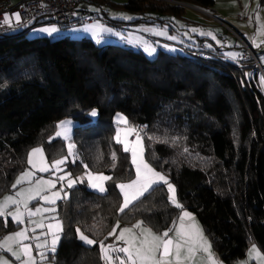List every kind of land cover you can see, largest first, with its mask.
I'll return each instance as SVG.
<instances>
[{"label":"trees","instance_id":"trees-1","mask_svg":"<svg viewBox=\"0 0 264 264\" xmlns=\"http://www.w3.org/2000/svg\"><path fill=\"white\" fill-rule=\"evenodd\" d=\"M86 1L129 10L140 15L132 22L167 25L170 32L202 24L188 19L182 2L209 10L216 4ZM98 15L112 25L125 22L110 19L108 11ZM82 22L78 17L59 26ZM51 23L41 17L0 33V198L17 188L13 185L28 166L31 148L42 145L50 160L66 153V141L52 136L67 118L77 123L73 141L78 157L68 163L72 172L79 174L87 165L113 179L104 193L84 183L71 188L70 198L59 205L63 231L47 260L104 264L99 241L109 242L117 223L142 221L162 233L181 212L163 183L120 211L117 185L129 180L133 169L129 152L115 139L118 113L132 128L146 125L141 137L147 159L175 185L178 202L196 215L224 262L245 257L252 242L264 252V83L255 60H232L211 36L198 34L195 46L182 45L176 52L160 48L151 56L120 42L31 36L33 28ZM199 42L213 47L197 56ZM92 110L97 116L90 115ZM20 227L12 217H0V238ZM77 229L97 243L82 241Z\"/></svg>","mask_w":264,"mask_h":264},{"label":"snow or ice","instance_id":"snow-or-ice-1","mask_svg":"<svg viewBox=\"0 0 264 264\" xmlns=\"http://www.w3.org/2000/svg\"><path fill=\"white\" fill-rule=\"evenodd\" d=\"M14 18L17 22L20 21L21 17L19 13L14 14ZM125 19H130V17H124ZM258 19V17H257ZM4 23L10 24L11 20L9 16L5 15ZM262 30H264V25L261 26ZM95 29L98 34L100 31L103 32H111L110 29L102 28L99 25L89 26L88 30ZM40 31L46 32L48 34H52L57 32L55 27L52 28H44ZM192 31H197L196 29H192ZM163 34V33H160ZM148 51V49H145ZM154 51V49H153ZM90 115L92 117L97 116L96 110H92ZM117 123L127 124L126 118L121 117L119 114L117 115ZM70 121H62L57 125L58 128L63 131H58L56 133L57 137L63 135L64 139H70L68 136V131L70 127ZM121 129L118 127L116 132V141L117 143L124 144V151L131 152L132 155V163L136 169L135 179L131 180L128 183H120L117 185L121 190L123 195L124 203L120 207V211L124 212L125 208H127L133 201L138 200L141 196L144 195L145 192H148L154 186L159 185L161 182L167 186L168 191L170 193L169 200L171 203L178 209H181L182 214L178 217L179 223L177 221H173V227H170L163 231L162 233L157 234L151 228L143 227V222L138 221L136 224L132 225L131 228L125 227L120 228L119 223L115 227H113L112 231L108 233L109 236L115 234L117 228H120L119 236H116V239L119 241H123L125 246L116 248L113 245H105L104 241H99V246L101 253L103 255V259L110 262L113 257L109 254L110 252L123 253V257L117 256L116 259L119 261V264H182L183 260H189L195 254L197 250H200L204 253H207V259L215 264L211 253V245L207 241V239L203 235V230L200 229L195 223L185 225V220L195 221V218L192 214L186 210H183V205L180 204L176 199L175 187L173 184L169 182V180L162 175L160 172L156 171L150 164H148L143 158V148L139 149V153L137 151V144L133 143L132 146H129L127 142V135H131L136 133L137 141L140 140L139 133H137L136 129H128L126 131V136L124 140H121ZM68 155H74L73 149L75 147L74 144H68ZM36 157L37 159H34ZM115 154H113V160H115ZM68 157L65 156L61 159H57L52 161L51 164L47 163L46 158L43 155V149L34 148L28 157V163L33 168L37 169L40 172H49L52 169H60V166L67 162ZM75 162V161H73ZM85 169L88 168L87 165H84ZM34 175L32 171H26L22 173V175L17 179L16 184L13 185L15 188L16 185L22 184L26 179H30ZM67 182L68 187H72L76 180L71 178V173H67ZM87 180L91 187L97 188L100 192H104L105 186L104 181H110L113 179L112 176L103 175V174H94L91 171H86L85 173ZM65 176H60L57 179L64 180ZM83 177H78L77 180L83 182ZM43 185H47L49 188H54L56 182L53 180H44L38 179L35 181V187L29 189H22L15 193V197H20V199H16L13 196L4 197L3 201H0V217H3L6 214V208L8 204L17 205L16 213H7V215L12 216L13 220L17 223H23L24 212L19 210V205L23 204L25 212L29 217L40 213L42 209L36 208L35 211L28 207L29 201L36 199L39 197L40 199L50 203L55 204L57 199L60 198L59 192H52L51 195L41 196V192L44 191ZM43 211H52L55 212L56 209H44ZM37 227L43 228V223H37ZM49 232L52 235L51 241V251L55 252V246L60 239L59 233L62 231V227L59 222L55 225L49 224L48 226ZM55 228V231L52 229ZM134 229H138L139 232H135ZM34 231V229H33ZM77 233L79 234V238L89 245L96 244L97 241L93 239H89L86 235H84L80 229H77ZM173 233V235H170ZM27 229H22L21 231L12 233L4 237L2 241H0V249L6 250L11 253L12 256L16 258V260H21V257H26L27 259L23 261V264H30L33 261L31 247L27 244H23L19 250H14L12 248V244L15 243L17 245L21 244V241L27 239ZM38 239V238H37ZM47 244L45 241L44 244H37L38 248H43ZM182 250H186L187 255L182 256ZM256 251L255 248L252 250ZM251 255V253H250ZM43 256V253H41ZM264 259V257H261ZM0 264H9V261L0 257Z\"/></svg>","mask_w":264,"mask_h":264},{"label":"rangeland","instance_id":"rangeland-1","mask_svg":"<svg viewBox=\"0 0 264 264\" xmlns=\"http://www.w3.org/2000/svg\"><path fill=\"white\" fill-rule=\"evenodd\" d=\"M114 1H123V0H114ZM182 4L186 7V10L188 11V16H192L190 18L198 20L197 22H202L203 24H192L189 26V30L190 32H192V37H195L194 34H198V35H207V36H211L216 44L222 48L223 53L225 54L226 57H230L232 58V60L235 61H239L244 59V56H248V57H252L255 62L257 63L258 68L261 70V77H262V81L264 83V30H262L261 26L264 25V4H262L260 2V0H217L216 4L214 6V10H209V9H204L201 7H197L194 4L191 3H184L182 2ZM81 7L87 8L88 10H90L91 12H95V13H104L105 11H108V16L110 19H118V20H124L125 22L123 23L125 26V28L123 29H119V28H114L111 27L107 22L104 21V23H107L108 27L107 29H110L111 32H105L104 34H110L113 33L115 35L113 40H120L122 38H120V36L125 35L128 39L129 37H135L137 38V46H141V44H143L145 46V44L149 41V39L151 41H153L154 38L148 36V33L144 32L141 30V25L137 24V22H132L133 19L138 18L140 15L131 12L129 10H125V9H120V8H116L113 6H110L109 4H102L99 5L95 2H89L86 0H83L80 4ZM124 17H130V19H125ZM258 17V19H257ZM194 20V21H195ZM88 23V22H82V23H72L69 27L64 28V27H60V32L55 34L56 36L62 34V35H69L72 37H82V38H93V40H95L98 43H101L102 40L100 39V37H98L97 35H94L92 33H89V35H86L88 33H86L85 31H83V26ZM167 28V27H165ZM192 29H196L197 31H192ZM31 36H48V33L46 32H36V33H32ZM196 40V38H194ZM130 44L131 41L127 40ZM185 41V40H184ZM110 42V41H108ZM113 42H119V41H113ZM123 42V41H121ZM159 42H161V44H163L166 49H171L172 51L178 49H180V47L178 45H173V44H169L167 43L168 41H165L163 39V41L159 40ZM140 44V45H139ZM169 44V45H167ZM208 45L212 48L213 44L210 42L208 43ZM181 51V49H180ZM150 56L152 53H149ZM97 112V111H96ZM121 117L126 118V116L122 113H118ZM117 114V115H118ZM127 120V118H126ZM62 121H70V127H69V131H68V136L70 137V139H64L63 135L60 136L62 139H64L66 141V153L62 156H59L53 160H50L47 157V154L43 148L42 145H38L35 146L33 148H31L27 154V162H28V157H29V153L34 149V148H41L43 149V155L47 160L48 164H51L52 161L57 160V159H61L65 156L68 157L67 162L63 165L60 166V169H52L49 172H40L37 169L33 168L31 165H29L25 168V170H23V172H21L17 179L22 175V173L26 172V171H32L34 172V175L30 178V179H26L22 184L20 185H16L18 186L17 191H21L22 189H29L32 187H35V181L38 179H44V180H53L56 182V185L54 188H49L47 185H43L42 187L44 188V191L41 192V196L44 195H51L52 192H59L60 193V198L57 199L55 204H50L42 199H40L39 197H37L34 200L29 201L28 207L30 209H32L33 211H35L36 208H40L42 209V211L40 213H37L34 216L29 217L27 215V213L25 212L24 209V205L20 204L19 205V210L21 212H24L25 215L23 216V223H21V227L16 230L13 231L18 232L21 231L22 229H27V227L30 228L31 231V235L29 234V232L27 231V239H24L23 241H26L25 243H28L30 245H33L34 243L37 244H44L45 241H47V244L45 245V247L48 245H50L51 247V241H52V235L49 232L48 229V225L52 224L55 225L57 222L60 223L61 227H62V222L63 219L59 213V205L60 204H65L67 202V200L70 198L71 196V188L74 186L79 185L80 183H84L89 189L93 190V191H97L100 192L97 188H93L90 186L87 177L85 175L86 171H91L94 174H103V175H107L104 172H96L90 169H86L83 172L79 173V174H75L72 172V170L69 168L68 163L77 160V150H76V145L73 141V136H74V128L76 126V122L73 121L72 119H64ZM61 121V122H62ZM115 122H116V127L120 128L121 131V140L125 139L126 136V131L128 129H135L132 128L127 124L124 123H117V116L115 118ZM60 124V123H59ZM58 131H63L62 129L58 128V130L55 132V134L52 136V138H58L56 136V133ZM117 132V130H116ZM116 137V135H115ZM132 134L131 135H127V142L129 143V146L131 147L133 143L137 144V151L139 153V149L142 147L143 148V158L144 160L150 164L156 171L160 172L162 175H164L167 179V175L157 169L154 165L151 164V162L147 159L146 155H145V146H144V141L143 138L140 136V140L137 141V138H132ZM72 143L75 145L73 152L74 155L69 156L68 155V144ZM121 149L124 151V144L120 143ZM130 154V162L132 165V169H133V174L132 177L127 180V181H122L120 183H128L131 180L135 179L136 176V169L135 166L132 163V155L131 152L129 151ZM34 159H37L36 157H34ZM67 173H71V178L73 180H76V183L72 186V187H68V182H67ZM60 176H65L66 178L64 180H59L57 179ZM78 177H83V182H81L80 180H77ZM15 181V184H16ZM118 183V184H120ZM162 183V182H161ZM171 184H173L172 182H170ZM174 185V184H173ZM104 186H105V191H107V181H104ZM175 187V185H174ZM119 188V187H118ZM119 191L121 192V190L119 189ZM14 191H9L7 192L4 196H2L0 198V201H3L4 197L6 196H13L16 199H20V197H15V193ZM104 192H100V193H104ZM146 193V192H145ZM144 193V194H145ZM122 194V193H121ZM175 194H176V199L178 201L177 198V192H176V187H175ZM170 196V193H169ZM123 198V195H122ZM134 202V201H133ZM124 203V200L122 202V204ZM55 208L56 211L52 212V211H43L44 209H52ZM17 210V205L14 204H8L7 208H6V214L5 216H10L7 215V213H13V215L16 213ZM59 213V214H58ZM12 217V216H10ZM15 221V220H14ZM16 222V221H15ZM37 223H43L44 227L40 228L37 227L36 224ZM34 229V231H33ZM52 231H55V228L52 229ZM10 232V233H13ZM8 233V234H10ZM60 234V233H59ZM38 238V239H37ZM43 252V251H42ZM42 252H38L39 254H41Z\"/></svg>","mask_w":264,"mask_h":264},{"label":"crops","instance_id":"crops-1","mask_svg":"<svg viewBox=\"0 0 264 264\" xmlns=\"http://www.w3.org/2000/svg\"><path fill=\"white\" fill-rule=\"evenodd\" d=\"M80 9H81V11L88 10L87 8H84V7H81V6H80ZM186 16L190 20H195V19L190 18L192 16H190V17L188 16V11L186 12ZM195 21H198V20H195ZM206 24L207 23H205L203 25H205V27H206ZM92 25H99L102 28H108V27H106L107 23H104V21L101 20V21L88 22V23H86L83 26V31L88 33L86 35H89V33L97 35L102 40V42H101L102 44L108 43V41H110V42L119 41L120 43L129 44V45H132V46H137L138 45L137 38L132 37V36L129 37V39H128L125 35H122V36H120V38H122V39L113 40L114 37H115V35L113 33H111V35L110 34L105 35L104 34L105 32H103V31H100L97 34L95 29L88 30L89 26H92ZM140 25H141V27H140L141 30L146 32V33H148V36H150V37H152L154 39H153V41H151L149 39V41L145 44V46L143 44H141V46H137V47L143 48L144 50L148 49L147 52L148 53H152L151 55H155L160 48L166 49V47L163 44H161V42H159V40L163 41V39H164L165 41H168L167 43L173 44V45H178L180 48H182V45L183 46L189 45L190 47H192V45L195 46L196 43H197V41L193 43L194 37H192V32L187 31V29H189V26L192 25V24H189V23L185 25V27H187L186 29H184V30L182 29V30H179V31H174L173 30L172 32L169 31L167 25L165 26V25L153 24V23H147V22H141ZM110 26L111 27L114 26L115 28L123 29V28H125L126 25L120 23L119 25L118 24H116V25L113 24V25H110ZM52 27H55L57 29V32L52 33V34H48V36L55 37L56 36L55 34L60 32V29H59L60 26L57 25V24H54V23L45 24V25H42V26L35 27V28H33L30 31V34L36 33V32H42V31H40L41 29L52 28ZM165 27H167V28H165ZM160 33H163V34H160ZM127 40L131 41L132 44H130ZM121 41H123V42H121ZM169 44H167V45H169ZM153 49H154V51H153ZM166 50L172 51L171 49H166ZM17 188H18V186H17ZM17 188L14 190V192L17 191ZM183 210H186V211L190 212L192 214V216L195 218L194 222L193 221H189V220L186 219L185 220V225L187 226L188 224L195 223L196 226H198L200 229L203 230L204 237L207 239V241L211 245V249L210 250H211L213 259L215 261V264H228V263L224 262L222 260V258L220 257V255L218 254V252L213 249L212 244H211L209 238L206 236V234L204 232V228H203L202 224L200 223V221L198 220V218L196 217V215L192 211H189L187 209H183ZM181 214H182V212H180L179 216ZM176 221H177V224H178L179 223L178 218H177ZM136 223H134V224H136ZM134 224L123 226V227H120V228H125V227L131 228L132 225H134ZM142 226L143 227H148V226H146L144 224ZM120 228H117L115 234L113 235V238L109 242L104 243L105 245H113L116 248L125 246L123 241H119V240L116 239V236H119V234H120ZM148 228H150V227H148ZM27 231L31 235V231H30L29 227H27ZM62 231H63V222H62ZM62 231L59 234L60 236H61ZM134 231L137 232V233L139 232L138 229H134ZM154 232H156V231H154ZM156 233L159 234L158 232H156ZM11 234L12 233L2 236L0 238V241H2L4 239V237H6L8 235H11ZM170 235H173V233H170ZM25 242L26 241H21L20 245H17L15 243H13L12 244V248L14 250L18 251L19 248L23 244H27V245H29L31 247V252H32V257H33V261L30 262V264H52L49 260H47V254L49 252H52L50 245L49 246L47 245L46 247H43V248H38L36 246V243H34L33 245H30V244L25 243ZM58 243H59V241L57 242V244L55 246V249H56ZM253 248L256 249L255 252L252 251ZM38 252H42L43 256H41V254H39ZM250 253H251V255H250ZM109 254L113 257V259L110 262V264H119V261L116 259V257L117 256L123 257V255H124L123 253H117V252H110ZM183 255H187L186 250H182V256ZM207 255H208L207 253H204V252H202L200 250H197L195 252V254L192 256L191 259L183 260V258H182V264H212V262L207 259ZM0 257H3L4 259L8 260L9 264H23V261L27 259L26 257L22 256L21 260H16V258L14 256H12L11 253H9V252H7L6 250H3V249H0ZM261 257H264V252L261 250V248L255 242H252L250 244L249 248H248V251H247L245 257H243L241 259H238V260H236V261H234L232 263H229V264H264V259H261ZM103 261H104V264H109V262L106 261L105 259H103Z\"/></svg>","mask_w":264,"mask_h":264},{"label":"built area","instance_id":"built-area-1","mask_svg":"<svg viewBox=\"0 0 264 264\" xmlns=\"http://www.w3.org/2000/svg\"><path fill=\"white\" fill-rule=\"evenodd\" d=\"M82 0H0V33L7 30H14L29 25L35 19L46 17L50 18L52 23L59 25L78 17L83 22L101 21L98 13L89 10L81 11L80 4ZM20 14V21L17 22L14 14ZM5 15L9 16L11 23H4ZM208 45L205 42H199L196 55H206ZM139 136L145 130L146 125L142 124L135 128ZM132 138H137L136 133Z\"/></svg>","mask_w":264,"mask_h":264},{"label":"water","instance_id":"water-1","mask_svg":"<svg viewBox=\"0 0 264 264\" xmlns=\"http://www.w3.org/2000/svg\"><path fill=\"white\" fill-rule=\"evenodd\" d=\"M261 71V70H260Z\"/></svg>","mask_w":264,"mask_h":264}]
</instances>
